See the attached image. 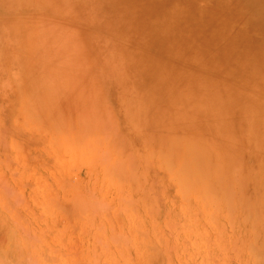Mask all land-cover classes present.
Instances as JSON below:
<instances>
[{
	"label": "rangeland",
	"instance_id": "1",
	"mask_svg": "<svg viewBox=\"0 0 264 264\" xmlns=\"http://www.w3.org/2000/svg\"><path fill=\"white\" fill-rule=\"evenodd\" d=\"M0 264H264V0H0Z\"/></svg>",
	"mask_w": 264,
	"mask_h": 264
}]
</instances>
